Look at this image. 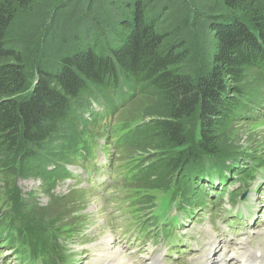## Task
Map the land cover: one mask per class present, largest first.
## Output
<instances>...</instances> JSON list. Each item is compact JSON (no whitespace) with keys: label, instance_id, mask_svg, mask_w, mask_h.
I'll list each match as a JSON object with an SVG mask.
<instances>
[{"label":"trees","instance_id":"1","mask_svg":"<svg viewBox=\"0 0 264 264\" xmlns=\"http://www.w3.org/2000/svg\"><path fill=\"white\" fill-rule=\"evenodd\" d=\"M194 38L207 63L201 73ZM123 86L129 98L154 99L126 146L160 157L153 168L136 167L134 201L150 209L172 189L200 205L198 180L237 154L223 143L228 127L264 102V0H0V197L29 225L30 249L38 240L55 254L49 236L58 223L68 226L67 212L38 208L16 179L39 178L52 196L88 97L106 101Z\"/></svg>","mask_w":264,"mask_h":264},{"label":"rangeland","instance_id":"2","mask_svg":"<svg viewBox=\"0 0 264 264\" xmlns=\"http://www.w3.org/2000/svg\"><path fill=\"white\" fill-rule=\"evenodd\" d=\"M164 24L163 22L160 23L162 27L165 26ZM194 25L195 23H192L193 27ZM189 48L190 53L195 56L194 73L203 72L207 63L201 46L195 38L189 43ZM31 63V60H29L28 67L33 68ZM127 98L128 96L126 94H115L111 98H107L106 102L107 104L113 105V101L115 100L121 104ZM89 100L90 111L88 105H83V113L85 115L88 114L87 119L80 118L77 123L79 129H84L83 137L88 148L93 149L97 146V141L104 142L107 135L104 125L98 118L94 117L95 112H97L95 108L97 106L102 108L99 94L89 96ZM151 102H154V99L147 93L137 92L123 106L118 108L117 112L113 114V118L121 124L127 122L130 125H133L134 121L149 120L150 117L147 118L142 115V110L149 108L152 105ZM263 103V101H257L255 105L264 106ZM250 104L248 111L246 110L250 117H242L238 121H232V124L228 127L229 135L223 138V143L226 144L227 149H234L237 152L235 156L250 159L254 162H262L264 161V114H255L252 110V107L255 105ZM87 110L89 111L88 113ZM192 128L188 125L187 131L189 133L192 132ZM119 139L117 133L112 137V141L117 146L122 144ZM102 148L105 149V146ZM134 151L129 146H125L109 154L111 160H139V166L143 165L153 168L160 162V157L157 153L146 154L144 152ZM102 162L103 156L99 150L92 159L88 158L86 161H75V165L70 166V168L79 175L73 180L58 179L55 182L54 190H52V196L48 195L46 188L39 178H19L15 183V186L21 191V197L30 195L29 197L34 201V204L38 203V208L47 207V211L49 212H56L59 209L67 212L64 220L68 226L62 223H58L56 225L57 227L55 226L58 229L56 232L57 236L64 238V242L57 241V238L52 239V242H57L60 246L63 256L73 264H93L94 257H97L96 249L100 240L111 236L114 238L115 243L113 248L121 247L126 259L130 258L129 260L134 264H149L151 258L156 256L159 250L167 256L162 264H199V258L205 254L208 248L204 243L207 244L210 237V231L205 228V224L212 223L220 213L224 214L221 210L224 207L225 198L216 207H213L211 204V208L203 209L200 212L201 215H198L197 220L192 221L187 226L184 224L186 221H184L183 215L179 214V221L182 222V226L178 227L176 232L182 241H177L173 235L168 238V241L170 243H177L178 245L182 244V246L177 247V244L173 246L164 244L160 239L154 240L151 234L145 237L136 231V219L130 210L131 207L129 206L130 201L128 198L131 195L129 188L134 189L133 187L135 186L129 181L119 185L121 181L114 182L116 174L111 170L105 171L104 168H93V164L98 166ZM241 171L246 172L248 170ZM90 181L97 183L90 186L87 191L80 188L88 186ZM2 185L3 182L0 181V186ZM217 188L218 186L215 190ZM1 192H3V189L0 190V194ZM142 193L143 196L155 195L156 189L143 191ZM250 197L251 195L247 199V202ZM253 199L254 204L251 205L248 202V205L253 210L258 209L257 211L259 212L264 208V204L258 200H264V195L257 193ZM126 206L129 207L126 209ZM175 208L176 206L174 204L163 208V211L167 214L166 219L168 221L164 230L174 229L176 227L178 221L174 217ZM143 211H146L145 208ZM202 215L203 219L200 221L199 219ZM261 218L263 223L254 230L264 231V216ZM217 221L220 224V231L217 232L219 237L222 236L226 239L227 235L231 236L233 234V231L228 230L227 224L221 221L220 218ZM50 229L53 230V228ZM44 232L45 230H42L39 233L41 239H43L41 234ZM173 248L175 249L173 250ZM105 249L104 247L103 251ZM183 250L186 251L183 252ZM103 251H101L102 257L104 255ZM181 252H183L182 255ZM9 253V250L0 248V263L18 264L15 259L7 255ZM103 258L99 264H103L104 262V264H115L112 261V256ZM110 261L113 263H110Z\"/></svg>","mask_w":264,"mask_h":264},{"label":"bare ground","instance_id":"3","mask_svg":"<svg viewBox=\"0 0 264 264\" xmlns=\"http://www.w3.org/2000/svg\"><path fill=\"white\" fill-rule=\"evenodd\" d=\"M104 243H105V248H106L105 251H103V253H104L103 257L104 258L107 256H112L114 254L115 259L113 258L112 261H114L115 264H131L128 261H125L124 259H122L121 254L118 251L111 250L107 241H105ZM257 251L258 250L241 249L236 255H234V256L229 255L227 257L228 264H264V255L262 253L257 255ZM213 252H214L213 249H209L208 250V256L210 257L211 261H216V260H218V257L214 256L215 254ZM125 259H126V257H125ZM95 261H98V259ZM227 261H225V262L221 261L219 264H227ZM110 263H113V262L110 261ZM152 264H157L156 259H153Z\"/></svg>","mask_w":264,"mask_h":264}]
</instances>
